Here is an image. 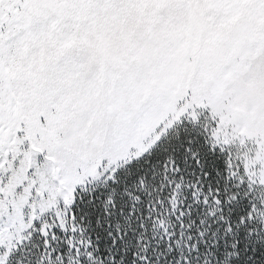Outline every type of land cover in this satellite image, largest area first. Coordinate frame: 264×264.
I'll use <instances>...</instances> for the list:
<instances>
[{"label": "snow or ice", "instance_id": "obj_1", "mask_svg": "<svg viewBox=\"0 0 264 264\" xmlns=\"http://www.w3.org/2000/svg\"><path fill=\"white\" fill-rule=\"evenodd\" d=\"M0 264H264V0H0Z\"/></svg>", "mask_w": 264, "mask_h": 264}]
</instances>
